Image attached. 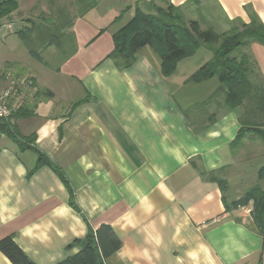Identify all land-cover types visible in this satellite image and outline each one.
Instances as JSON below:
<instances>
[{
	"label": "crops",
	"instance_id": "0c3cea01",
	"mask_svg": "<svg viewBox=\"0 0 264 264\" xmlns=\"http://www.w3.org/2000/svg\"><path fill=\"white\" fill-rule=\"evenodd\" d=\"M167 1L182 10L193 5L218 34L254 18L264 25V0ZM17 3L0 33L19 36L36 20L48 27L65 9L75 51L45 65L24 43L22 50L0 36V94L12 74L34 82L28 93L19 90L13 119L29 144L0 132V241L12 236L34 264H59L80 252L68 247L89 230L109 226L122 247L104 264H264V233L230 212L211 180L227 179L234 166L243 111L227 107L223 94L213 100L216 80L187 82L203 65L194 71L182 61L165 78L145 48L133 67L117 68L108 56L119 3L101 1L84 16L66 0ZM243 53L264 83V44L252 41ZM0 264L13 263L0 251Z\"/></svg>",
	"mask_w": 264,
	"mask_h": 264
},
{
	"label": "trees",
	"instance_id": "16d2710c",
	"mask_svg": "<svg viewBox=\"0 0 264 264\" xmlns=\"http://www.w3.org/2000/svg\"><path fill=\"white\" fill-rule=\"evenodd\" d=\"M49 1L54 5L56 0ZM100 2L80 0L78 15H86ZM167 3V8L154 6L153 9L149 8L148 13L136 8L129 20L124 19L129 10H124L115 17L113 25L117 24L118 29L113 34L114 50L108 58L120 70L130 69L137 62L141 51L150 48L160 60V74L169 78L176 73L182 61L190 59L204 49L212 54V58L191 75L187 82L201 84L216 80L220 86L213 99L223 94L227 107L240 108L243 111L240 119L242 127L235 145L249 132L255 133L264 143V83L257 80L254 65L249 56L243 53L244 48L252 41L264 44V25L254 18L248 25L234 27L228 32L218 34L209 27L205 30L201 28L202 24L206 25L202 16L200 23L187 22L182 8L168 1ZM193 3L198 5L199 0H193ZM17 9V0H2L0 20L10 17ZM73 22L71 12L61 9L57 10V20L51 21L48 27L33 23L26 32L18 34L30 55L41 63H45L41 54L46 48L54 46L64 51L70 42L71 47L67 49L69 52L64 53V60L75 51V37L68 32L73 27ZM104 31L101 30V33ZM18 113L11 117L15 119ZM214 119L213 116L212 122ZM0 132L9 136L22 148L29 144L28 139L18 134L14 124L0 121ZM39 160L40 163L45 161L41 154ZM59 175L65 182L64 176L61 173ZM259 176L264 178V167L260 170ZM211 180L225 192L223 181L217 178ZM251 202L254 203L252 216L254 223L264 233V191L260 187L248 190L244 200L237 205H249ZM75 246L81 248L80 252L59 264H104L106 259L121 249L122 242L111 227L102 226L95 232L89 230L84 239L75 241L68 248ZM0 251L13 264H34L12 236L0 241Z\"/></svg>",
	"mask_w": 264,
	"mask_h": 264
},
{
	"label": "rangeland",
	"instance_id": "374dc122",
	"mask_svg": "<svg viewBox=\"0 0 264 264\" xmlns=\"http://www.w3.org/2000/svg\"><path fill=\"white\" fill-rule=\"evenodd\" d=\"M66 1L69 9L73 13H77L79 11V8L81 6L80 0H66ZM100 1H102L103 4L104 3L111 4L112 2L114 4L119 3L118 6H122L123 8L122 11L129 10L126 13L124 19H126L127 16H129V13L131 14L132 12L134 14V10L136 8H140L145 13H148L149 8L153 9L154 6L167 8L168 5L166 0H104V1L100 0ZM195 5L197 6V4ZM183 15L187 22L195 21L200 23L201 15L198 12L197 8H195L193 5L183 9ZM39 17L40 16L37 17L35 16L34 18H39ZM34 23L39 25L41 22L40 20H36L34 21ZM201 28L205 30L207 27L202 24ZM15 29H18V26H16ZM0 34H1L0 36L10 37V39H12L11 43L16 44L22 50L25 49L23 45V41L17 35V33L15 34L13 33L12 35H10L9 32H1ZM70 45H71L70 42H68L64 51L56 49L58 51L56 57H51L52 55L46 53L45 51L48 49L46 48L41 54L44 62L46 64H48V62H51L52 64L51 66H54L55 64L57 65L58 62L63 58L64 53L69 52L67 49L71 47ZM202 52H206V51H204V49H201L195 54V56L191 57L190 59H187L185 61L187 63L184 64H188L187 66H190V70H194V71L199 67V65L206 64L212 58V54L208 52L211 58L205 59L206 53H202ZM12 79H18L21 81L23 80L26 82V84H28V87L26 86L25 83L21 84L22 86H20V90L22 91L23 94L26 92L28 93L31 90L29 88H34L33 86L34 82L31 80V78H19L16 77V75L12 74L8 78L9 82L7 87H5V89H8L10 87V82ZM29 82H32V84L30 85ZM213 100H215L216 102L220 101L219 99L216 98H214ZM12 104L17 107L16 111L13 114L18 113L20 109L19 105L13 102ZM2 121L9 122L10 124L13 125V117ZM234 152H235L234 160H233L234 166L227 173L226 175L227 179L222 174L218 175L216 178L218 180L223 181L225 184L224 189L227 197L226 203L229 211L237 215H240L241 217L253 220L252 216L254 210V203L251 202L249 205H240V206L237 205V203L244 200V197L248 192V190H250L253 187H260L264 191V178H260L259 176L260 170L264 167V143L255 133L249 132L236 143Z\"/></svg>",
	"mask_w": 264,
	"mask_h": 264
},
{
	"label": "built area",
	"instance_id": "2783aa9c",
	"mask_svg": "<svg viewBox=\"0 0 264 264\" xmlns=\"http://www.w3.org/2000/svg\"><path fill=\"white\" fill-rule=\"evenodd\" d=\"M1 2L2 0H0V3ZM22 81L18 79H12L10 82V87L3 90L0 94V121L11 118L13 113L16 111L17 107L13 105L12 102L15 101V98L19 93L20 86H22L21 84H26L25 81ZM29 84L31 85L32 82H29ZM26 86L28 87V84H26Z\"/></svg>",
	"mask_w": 264,
	"mask_h": 264
}]
</instances>
